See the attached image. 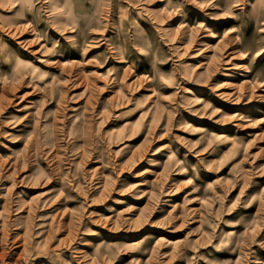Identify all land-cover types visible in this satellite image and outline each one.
Here are the masks:
<instances>
[{
    "label": "rangeland",
    "instance_id": "rangeland-1",
    "mask_svg": "<svg viewBox=\"0 0 264 264\" xmlns=\"http://www.w3.org/2000/svg\"><path fill=\"white\" fill-rule=\"evenodd\" d=\"M0 264H264V0H0Z\"/></svg>",
    "mask_w": 264,
    "mask_h": 264
},
{
    "label": "bare ground",
    "instance_id": "bare-ground-1",
    "mask_svg": "<svg viewBox=\"0 0 264 264\" xmlns=\"http://www.w3.org/2000/svg\"><path fill=\"white\" fill-rule=\"evenodd\" d=\"M19 2H21V0H19ZM44 3V2H43ZM22 4V3H21ZM22 6V5H21ZM19 7H20V3H19ZM68 10V9H67ZM103 10V9H102ZM68 13H70L69 12V10H68ZM68 15V14H67ZM68 16H70V14L68 15ZM72 17H73V15H72ZM71 20H72V18H70ZM75 21V20H74ZM74 23V22H73ZM71 24V23H70ZM73 25V24H72ZM74 27V26H73ZM13 31V30H12ZM21 32H22V29L20 30ZM7 32V31H6ZM3 33V32H2ZM7 36V35H6ZM32 42H34V41H32ZM30 44V43H29ZM33 44V43H32ZM26 45V44H25ZM37 45V44H36ZM36 45H34V47L36 46ZM27 47H30V45L29 46H27ZM32 47V46H31ZM38 47V46H37ZM22 48H24V47H22ZM31 49V48H30ZM261 53H258V55H260Z\"/></svg>",
    "mask_w": 264,
    "mask_h": 264
}]
</instances>
